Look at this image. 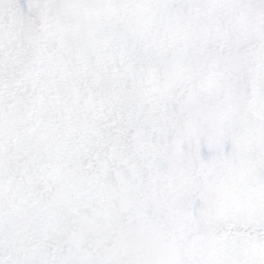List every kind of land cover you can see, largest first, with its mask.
I'll return each mask as SVG.
<instances>
[{
    "label": "snow or ice",
    "instance_id": "snow-or-ice-1",
    "mask_svg": "<svg viewBox=\"0 0 264 264\" xmlns=\"http://www.w3.org/2000/svg\"><path fill=\"white\" fill-rule=\"evenodd\" d=\"M0 264H264V0H0Z\"/></svg>",
    "mask_w": 264,
    "mask_h": 264
}]
</instances>
